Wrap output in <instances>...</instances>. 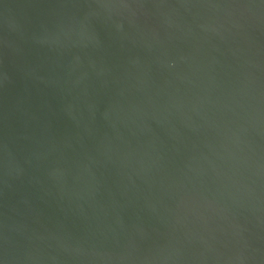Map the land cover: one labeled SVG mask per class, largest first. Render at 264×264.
<instances>
[{
  "label": "water",
  "instance_id": "obj_1",
  "mask_svg": "<svg viewBox=\"0 0 264 264\" xmlns=\"http://www.w3.org/2000/svg\"><path fill=\"white\" fill-rule=\"evenodd\" d=\"M0 264H264V0H0Z\"/></svg>",
  "mask_w": 264,
  "mask_h": 264
}]
</instances>
